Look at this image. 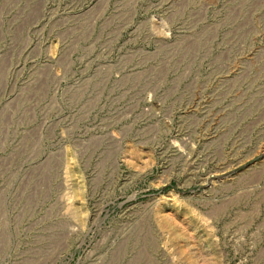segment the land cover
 Here are the masks:
<instances>
[{"label":"rangeland","instance_id":"374dc122","mask_svg":"<svg viewBox=\"0 0 264 264\" xmlns=\"http://www.w3.org/2000/svg\"><path fill=\"white\" fill-rule=\"evenodd\" d=\"M0 264H264V0H0Z\"/></svg>","mask_w":264,"mask_h":264}]
</instances>
